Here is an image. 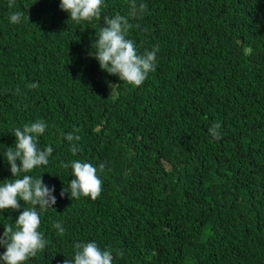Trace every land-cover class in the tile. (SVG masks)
I'll use <instances>...</instances> for the list:
<instances>
[{"label":"trees","instance_id":"1","mask_svg":"<svg viewBox=\"0 0 264 264\" xmlns=\"http://www.w3.org/2000/svg\"><path fill=\"white\" fill-rule=\"evenodd\" d=\"M8 3L0 0V183L14 179L3 153L15 128L44 120L38 147L53 148L26 173L54 186L56 204L39 212L47 244L25 264H64L78 242L110 249L113 264H264V0H136L146 10L135 18L131 0H104L100 18L80 22L60 0ZM10 11L24 13L20 23ZM116 14L133 25L138 53L159 49L139 87L90 55L103 17ZM74 128L75 156L61 135ZM73 160L105 165L97 199H70L72 170L62 165ZM20 211H0V236Z\"/></svg>","mask_w":264,"mask_h":264},{"label":"clouds","instance_id":"2","mask_svg":"<svg viewBox=\"0 0 264 264\" xmlns=\"http://www.w3.org/2000/svg\"><path fill=\"white\" fill-rule=\"evenodd\" d=\"M103 2L104 0H60L59 7L70 14L71 20L91 21L93 18H100ZM14 6L15 0H9L8 8L11 10ZM145 10V4L137 5L136 0H131L130 17L142 15ZM23 16L24 13L21 11H10V23H20ZM103 20L105 26L101 28L98 39L92 45V48L95 46V52L92 51L90 55L98 62L101 70L117 76L120 81L131 86H141L148 74L155 70L159 49L153 48L151 51L138 53L135 42L127 38L129 30L133 27L128 17L116 14L114 17H103ZM29 87L36 88L38 84L33 83ZM221 127L219 122H214L209 127L208 132L212 139L221 138ZM46 128L47 124L44 120L25 124L22 129L15 128L13 133L15 144L3 153L14 179L0 183V211L9 209L20 211L21 201L31 206L20 211L15 223L4 225L3 234L0 236V246L6 249L0 255L3 264H25L30 257L43 251L47 244L38 231L41 223L39 212L53 209V205L56 204L53 195L55 188L45 185L42 176L33 179L26 174L34 168L47 165L53 153L51 145L43 149L38 147V137L44 134ZM78 131L74 128L66 136L61 133L69 142V150L73 156L80 151L76 143L81 139L77 134ZM62 166L70 167L72 170L73 179L69 183L70 199H79L83 196L95 200L100 196L102 180L97 173L104 171L103 163L97 168L89 162L73 160ZM22 173H24L23 177L19 178ZM66 193L69 192L62 189L61 198ZM53 226L59 234H64L62 223H55ZM74 249V258L65 259L64 264H113L111 250L108 248L101 250L95 242H78L74 245Z\"/></svg>","mask_w":264,"mask_h":264}]
</instances>
